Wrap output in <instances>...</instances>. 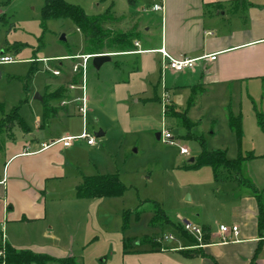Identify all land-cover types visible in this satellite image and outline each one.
<instances>
[{
    "label": "crops",
    "instance_id": "1",
    "mask_svg": "<svg viewBox=\"0 0 264 264\" xmlns=\"http://www.w3.org/2000/svg\"><path fill=\"white\" fill-rule=\"evenodd\" d=\"M162 1L164 9L161 11L160 39L153 42L154 23L143 21L144 33L136 27L139 35L135 40V50L100 53V55H110L112 60L104 63L99 70L93 66L94 57L89 59L87 74L89 110L86 116L88 130L89 126H94L95 132H103L100 137H106L111 129L131 133L140 126H150L154 116L145 112L150 107L159 105L163 116L175 119L180 128L188 134L180 119L172 115L169 110L186 112L183 111L185 108H182V104L190 94L196 105L205 95L222 97L226 100L239 95L240 112L235 114L230 112V119L231 116H239L243 135L251 137L252 144H255L257 139L256 142L260 147H255L257 144L253 145L249 147L247 154L240 155L245 157L240 173L222 170L223 176L215 177L218 181L233 182L237 187L233 189L232 199L226 204L228 216L224 219L225 222L211 223L212 221L200 219L195 223L207 229L208 233V241L191 246L198 248L195 253L183 252L185 246L191 242L182 235L179 238H174L172 235L173 239H167L169 242H163L155 235L149 236L155 237L160 242L159 247L154 249L151 243H137L134 238L129 239L134 244L129 243L127 237L120 232H105V242L109 244L111 251H108L102 262L103 264H264V248L260 240L264 236V221L262 222L260 211L262 204L264 212V0ZM152 11L157 12L153 7ZM84 48L85 38L84 47L81 49L69 50L66 55L39 58L42 62H57V66L53 69L60 70L61 74L54 75L53 69L47 68L56 79L46 83L44 93L40 94L41 100L35 98L40 104L38 111L34 113V123L32 121L31 124L29 123L28 117L21 112L20 105L7 111L6 105L0 103V124L16 107H19L20 120L9 123L10 125L6 124L0 129V136L4 141L2 149L19 143L11 154L0 161V224L4 223L0 243L9 244L17 250H29L56 259L73 258L77 263L81 253L77 255L75 252V234L73 228L64 225L66 222L62 218V216L67 217V212L75 206L64 203V193L57 183L64 184L70 169H75L77 182L73 183L75 195L80 200L90 201L88 212L93 224L97 225L98 210L107 197H78L77 186L86 176L118 174L99 171L97 163L94 166L96 173L80 170L82 166L80 153L87 151L90 155L91 151H101L98 141L94 145H89L86 140L78 139L69 147H65L60 142L52 144L65 136H78L83 131L84 119L79 113L77 101L82 95L80 88L82 78L81 74L74 73L72 68L74 62L80 59L69 57L89 55L83 54ZM162 48L174 57L197 58L218 53V58L210 62L199 61L193 68L181 72L167 69L163 73L160 52ZM75 78H78V82L74 81ZM72 84L75 85L74 88H71ZM24 90L27 96L25 104L36 105L32 96L35 91L30 95L26 83ZM53 94H57L56 99H51ZM245 100L252 105V114L249 106L248 113L244 111ZM64 101L66 103H63ZM47 103L52 111L49 117L45 118ZM258 103L262 108V113L259 114L253 109L255 106L257 110ZM132 105L139 115L132 114ZM192 119L190 120L195 124L191 134L194 132L202 135L201 133H204L201 129L202 119L198 117ZM54 120H61L63 129L60 133L54 130L55 132H44L39 137L34 135V129L45 130ZM164 122L163 117V126L166 127ZM6 131L10 135L3 136ZM160 133H157L159 140ZM186 133L182 132L180 136L185 137ZM44 144L47 146L44 147ZM213 150L223 149L213 148ZM226 151L228 153L227 149ZM227 156L230 159L238 158L230 157L228 154ZM250 159L257 163L262 161V164L250 167ZM246 162L250 171L245 169ZM259 173L262 174L261 186L255 182ZM245 182L250 189L240 190V184ZM49 197L53 199L52 205L49 204ZM189 220L181 218L179 224L191 222ZM58 223L63 227L57 228ZM221 224H238L240 235L238 237L231 235L228 240H224V235L219 229ZM92 229L96 230V228ZM125 243L130 249L128 252L124 250ZM88 245V239L83 238L78 248L84 252Z\"/></svg>",
    "mask_w": 264,
    "mask_h": 264
},
{
    "label": "rangeland",
    "instance_id": "2",
    "mask_svg": "<svg viewBox=\"0 0 264 264\" xmlns=\"http://www.w3.org/2000/svg\"><path fill=\"white\" fill-rule=\"evenodd\" d=\"M66 1L82 7L89 15L103 13L113 6L117 20L115 23L107 25L109 31L113 33L112 36L127 32L135 37V44L139 35L136 27H139L144 33L143 21H152L154 23L153 33H155L153 42L161 37L162 13L161 11L153 12L152 7H154V3L162 4V0H134L135 3H131L130 0ZM44 3L45 0H0V56L9 53L15 59L13 62L0 64V103L6 105L7 111L20 105L21 112L28 117L30 124L31 121L35 122L34 113L38 111V104H40L35 101L37 94L44 93L46 83L56 79L51 71H47V68L53 69L58 63L55 61L42 62V59L39 58L66 55L69 50L84 47L83 34L77 29L71 18H52L44 23L41 14ZM63 36L65 39H62ZM85 48L83 52L86 51ZM105 51L115 53V49L108 47H105ZM89 55H100V53ZM69 58L79 59L74 56ZM31 68L35 73L28 78ZM105 69L103 68V70ZM26 78L28 79L26 80ZM25 81H27L30 95L33 93L32 91H35L32 96L36 105L25 104L27 99L24 90ZM190 101L191 94L182 104V108H185L182 110L186 111L189 119H196V117L202 119L201 129L204 133L201 134L203 136L194 132L188 136L175 119L163 116L159 105L150 107L145 112L154 116L150 126H140L131 133L111 129L106 137H96L94 126H89V132L95 136L96 141L100 142L99 149L101 151H91L90 155L87 151L81 152L80 163L82 166H80V170L85 169L87 173H96L94 166L97 163L99 171L118 173L126 185L127 191L122 196L104 199L97 213V225H94L88 212L90 201L80 200L75 195V186L73 187V183H77L75 169H70L68 179L64 184L57 183L60 184L64 193V203L75 206L67 212V217L62 216V218L66 222L64 225L73 228L76 240L75 252L77 255L81 253L83 257L78 256L77 264H103L102 260L105 259V255L111 251L109 244L105 242V232H120L127 237V240L134 238L137 243L145 242L147 236L154 235L163 242H169L166 236L173 235L174 238H179L181 235L177 229L181 218H188L194 223H198L200 219L212 221L211 223L214 221L220 223L227 218L226 204L232 199L233 189L237 187V184L216 180L211 166L188 168L186 165L192 158H197L200 155L202 150L200 137L204 138L208 150L221 148L227 153V149V154L230 157L247 154L249 147L257 144L255 147L258 148L259 144L256 142L257 139L255 144H252V138L244 136L243 133L239 138L230 125V112L234 114L240 112L241 98L239 95L227 100L222 97L205 95L197 105ZM245 103L246 100L243 106L244 111L247 112L249 106V111L252 114V105L249 102ZM192 109L193 112H191ZM253 109L257 114L262 113L260 104L257 110L255 106ZM137 113L135 106L132 105V114L137 116L139 115ZM163 117L166 127L163 126ZM80 125H82V121H80ZM163 127L171 129V133L176 138L178 137V145H168L157 138V133H160ZM62 129L61 120H54L52 125L49 128L47 126L45 130L34 129V135L39 137L44 132L55 131L60 133ZM182 132L186 133L185 137L180 136ZM16 133L18 134V131ZM6 134L10 135L6 131L3 136ZM3 142L2 136H0V161L19 146L17 142L9 145L7 149H2ZM181 145L188 147L189 155L180 153ZM257 164H262V161L257 163L251 160L250 167L251 165L255 167ZM245 166V169L250 171L247 162ZM259 166L262 167V165ZM244 172L246 171L244 170ZM244 174L248 178L247 174ZM220 176H223V173ZM256 177L255 182L261 186L262 174L259 173ZM248 189L250 187L246 182L240 184V190ZM48 200L52 205L53 199L49 197ZM153 201L158 202L165 210L168 222L152 223L156 210ZM59 227H63V225L58 223L57 228ZM3 228L4 223H1L0 235ZM92 228H96V230ZM83 238L84 240L88 239L89 242L84 252L78 248V244L83 241ZM0 244L3 251V255L0 256V264H6L4 258L7 244L4 242Z\"/></svg>",
    "mask_w": 264,
    "mask_h": 264
},
{
    "label": "trees",
    "instance_id": "3",
    "mask_svg": "<svg viewBox=\"0 0 264 264\" xmlns=\"http://www.w3.org/2000/svg\"><path fill=\"white\" fill-rule=\"evenodd\" d=\"M134 3V0H130ZM42 18L44 23L48 19L52 18H71L76 27L83 33L85 38V49L83 54L92 53H105V47L115 49V52L119 51H132L135 50L134 36L127 32H121L112 36V32L107 27L110 23H115L117 20L116 14L113 11V6H110L105 12L99 14L89 15L86 11L75 4L69 3L66 0H45L44 6L42 7ZM137 39V38H136ZM34 65V64H33ZM34 73L32 68L28 75L30 78L31 74ZM26 78V80L28 79ZM78 82V78L74 79ZM27 84V81H25ZM57 94H53L51 99H56ZM190 102H193L191 99ZM48 104V105H47ZM45 106L46 116L48 118L51 114L49 103ZM19 107H16L12 114L8 115L0 124V129L9 123L19 122L18 116ZM172 115L179 118L183 127L187 130L188 136L192 135V129L194 127V122H192L186 115V112H173L169 110ZM168 113L170 114V112ZM230 125L232 129L236 131V134L240 138L242 135L241 119L240 117L231 116ZM201 145L200 155L195 158L194 162L188 163L186 166L190 167H201V166H211L214 170L215 177H219L222 170L228 172L240 173L242 161L245 157L240 156L236 159H230L227 153L223 150H208L203 137L199 138ZM127 191L126 185L122 182L118 174H99L94 176L84 177L82 183L77 186V195L81 198H102V197H112V196H122ZM156 207L153 224H161L168 222V216L164 209L158 202L153 201ZM261 218L264 221V212L262 204H260ZM127 212L125 213V216ZM180 234L190 240L191 244H188L183 249V252L187 254L195 253L198 248H191V246L198 245V241L191 236L184 227L179 224L177 226ZM204 235L203 241H208L207 229L203 228ZM145 242L151 243L152 248L159 247L160 242L156 238H151L147 236L144 240ZM132 243V240L128 241ZM142 242V241H140ZM134 244V243H132ZM0 244V250H1ZM5 262L6 264H48V263H58V264H77L73 258L56 259L45 254H37L29 250H17L11 245H6ZM126 252L130 251L128 244L125 243ZM2 260V259H1Z\"/></svg>",
    "mask_w": 264,
    "mask_h": 264
},
{
    "label": "built area",
    "instance_id": "4",
    "mask_svg": "<svg viewBox=\"0 0 264 264\" xmlns=\"http://www.w3.org/2000/svg\"><path fill=\"white\" fill-rule=\"evenodd\" d=\"M154 10L156 11H163L164 6L163 4H155L153 7ZM136 44H138L136 42ZM160 52L162 54V62H161V67H162V72L165 73V70H174V71H184L190 68H193L197 62L199 61H215L218 58V53H213V54H207L203 55L201 57L197 58H192L188 56H181V57H174L172 56L167 50L164 48L160 49ZM95 55H77L74 56L76 58H79L81 61L80 62H75L73 64V71L75 73L81 74V85L80 88L82 90V95L77 98L78 103V110L82 118L84 119V128L83 131L80 135L78 136H65L57 141H54L52 144L55 143H62L65 147H69L74 140L78 139H83L86 140L89 145H94L96 143V138L95 136L89 132L87 128V122H86V116L88 113V96H87V74H88V61L89 59H92ZM15 59L13 56L9 54H2L0 56V64L4 63H9L13 62ZM54 75H60L61 71L58 69H53ZM75 85L72 84L71 88H74ZM167 101V100H166ZM63 103H66L65 101ZM160 140L168 145H178L179 142L177 141L178 139L171 133L169 129L163 128V130L160 133ZM47 144H44V147H46ZM180 151L181 154L183 155H189L190 150L186 146H180ZM182 225L184 229L191 235L194 236V238L198 241V243H202L203 241V235H204V230L201 226L193 223V222H182ZM220 232L224 235V240H228L229 236H235L238 237L240 235V226L238 224H233V225H225L221 224L219 226ZM166 239H173V236H166ZM261 242L263 243V248H264V236L260 238ZM3 255V251L0 250V256Z\"/></svg>",
    "mask_w": 264,
    "mask_h": 264
},
{
    "label": "water",
    "instance_id": "5",
    "mask_svg": "<svg viewBox=\"0 0 264 264\" xmlns=\"http://www.w3.org/2000/svg\"><path fill=\"white\" fill-rule=\"evenodd\" d=\"M62 39H65V36H63ZM111 60H112V57H111L110 55H107V54H106V55H96V56H94V58H93V66H94L97 70H99L100 67H101L104 63L109 62V61H111ZM36 98H38V99H40V100L42 99L41 96H40L39 94H37ZM95 135H96V137H100V136L103 135V132H95ZM158 136H159V135H158ZM190 161L193 162V161H194V158H192Z\"/></svg>",
    "mask_w": 264,
    "mask_h": 264
}]
</instances>
